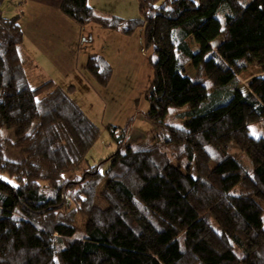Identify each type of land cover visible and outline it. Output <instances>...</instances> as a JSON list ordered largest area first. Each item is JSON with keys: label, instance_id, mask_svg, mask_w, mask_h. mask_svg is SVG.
I'll return each mask as SVG.
<instances>
[{"label": "trees", "instance_id": "16d2710c", "mask_svg": "<svg viewBox=\"0 0 264 264\" xmlns=\"http://www.w3.org/2000/svg\"><path fill=\"white\" fill-rule=\"evenodd\" d=\"M6 2L16 1L0 0V264H264V134L250 127L264 126V0H138L129 18L62 0L82 26H143L151 50V140L129 141L136 109L105 125L117 149L86 166L100 128L74 86L33 79L22 13L4 15ZM255 61L243 92L239 74ZM86 70L100 86L113 73L97 53ZM170 107H187L181 124L166 121Z\"/></svg>", "mask_w": 264, "mask_h": 264}, {"label": "crops", "instance_id": "0c3cea01", "mask_svg": "<svg viewBox=\"0 0 264 264\" xmlns=\"http://www.w3.org/2000/svg\"><path fill=\"white\" fill-rule=\"evenodd\" d=\"M15 1V4L10 3V15L18 12L21 5L23 46L32 56L37 70L65 89L74 86L71 95L78 104L79 87L87 85V89L99 94L103 109L106 107L103 126L107 123L124 125L137 108L123 110L124 103L130 105L141 93L145 94L141 85L145 81L150 84L148 80L153 76L149 61L151 50L145 49L144 27L124 34L96 23L82 26L62 11V0ZM88 3L100 13L124 18L137 16L133 15L137 0H88ZM128 6L135 7L131 15L129 10L126 11ZM90 53L101 54L111 64L113 73L107 86H100L87 72L86 62ZM148 109L149 103L147 108L135 114L130 142L134 132L142 135L141 125L148 126V131L152 132L154 124L143 115ZM86 112L92 119L90 111Z\"/></svg>", "mask_w": 264, "mask_h": 264}, {"label": "rangeland", "instance_id": "374dc122", "mask_svg": "<svg viewBox=\"0 0 264 264\" xmlns=\"http://www.w3.org/2000/svg\"><path fill=\"white\" fill-rule=\"evenodd\" d=\"M134 8H135L134 6L133 7L132 6H128L127 7L126 11L128 12V10H129V13H130L129 15L132 14V12L134 11ZM10 9H11V5L6 2L5 6L3 7V14L4 15H10ZM22 10L23 9H22L21 5L18 6V12L22 13ZM127 12H125L126 13L125 15H127ZM133 13H134L133 15H139L138 0H137V6H136V9H135V12H133ZM20 26H21V20H20ZM21 28H22V26H21ZM218 39H219V37L217 38L216 41H218ZM190 43H191L193 49H197L198 48V44H197L196 41H191L190 40ZM24 50H25V48H24ZM30 57L33 60L32 56H30ZM260 70H261V65L258 62L255 61V62L250 63L248 65V67L246 69H244L239 74V77H240V80H241L239 87L241 88V90L243 92L247 91V86H246L247 85V80L251 76H253L254 74H257ZM32 71H33L32 72L33 73L32 76H33V79H34L37 76L34 72H39V71L37 69L36 70H32ZM185 73L189 74V75H192L194 73V67H193L192 64H188L186 66ZM148 81H151V80H148ZM148 83L149 82L145 81V84L141 85L143 87V89H144V92L146 90V87L149 86ZM86 86L87 85H82V84L80 85V87H79V91L80 92H79V95H78V99H79L78 102L82 106V108L85 110V112L86 111H90L89 113H90L92 119H95V123L100 128V133H99L97 139L95 140V142L93 143L92 147L89 149V151L86 154V158L84 159V162H83V165H85V166L88 165V164L97 163L100 159L106 158L107 156H109L110 154L115 152L116 149H117L116 141L113 139V137L110 134L109 130L105 129V126H103V119H104L103 117L105 115V111H106L105 108L106 107L103 109V105H102L103 103L99 99V94L94 92V91H92L90 88L87 89ZM141 86L138 88L139 90L141 89ZM97 94H98V96H97ZM89 100H91V101H89ZM92 103L94 104V106L91 107ZM133 107H134V109H135V107H137L136 109H139V110L145 109V107L146 108L148 107V101L145 98L144 94L141 93L138 96V98H136L135 102L131 103L130 105L124 103L123 110H127L128 108L132 109ZM186 108L187 107H170L169 111H168V115L166 117V121H168L170 123L175 122V123L181 124L182 120L180 118H178L176 115H177V113L179 111H182V110H184ZM103 111H104V114H103ZM134 112H135V110H134ZM87 113L88 112H86V114ZM106 115H105V117H106ZM139 129L141 130L142 135L140 133L138 135V133L134 132V134L132 136V140L133 141L131 140L133 145H142V144H144L146 142H149L151 140V138H152V133L156 129V127H155V125L153 126L152 132L148 131L149 130L148 126H145V125H141ZM253 131H255L258 134H264V126L259 124V123H254V124L251 125V133L252 134H253ZM6 134L11 136V137H13L14 136V130L13 129H9V130L6 131ZM131 134L132 133H130V135ZM130 135H129V138H130ZM230 151L233 152V153L239 154V151L235 147H231ZM4 153H5V156L7 158H10V159H16L19 156L18 149L14 148V147H10V146L5 147ZM241 157H243V161L245 163H248V159L245 156L241 155ZM263 205H264V203H263ZM83 221H84L83 217L79 216L78 217V224L80 226H83Z\"/></svg>", "mask_w": 264, "mask_h": 264}, {"label": "snow or ice", "instance_id": "6c2138e0", "mask_svg": "<svg viewBox=\"0 0 264 264\" xmlns=\"http://www.w3.org/2000/svg\"><path fill=\"white\" fill-rule=\"evenodd\" d=\"M250 127H251V126H250ZM253 134H254V135H257V136L259 135V134H258V133H256L255 131H253Z\"/></svg>", "mask_w": 264, "mask_h": 264}]
</instances>
